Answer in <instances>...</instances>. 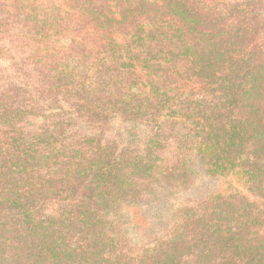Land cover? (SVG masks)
Here are the masks:
<instances>
[{"label":"trees","instance_id":"1","mask_svg":"<svg viewBox=\"0 0 264 264\" xmlns=\"http://www.w3.org/2000/svg\"><path fill=\"white\" fill-rule=\"evenodd\" d=\"M34 2L2 0L0 8L13 10L32 40L43 42L62 34L63 22L56 16L61 11L54 6L42 9ZM76 3L96 33L91 41L95 46L86 52L82 45L85 52H78L80 58L72 65L48 61L52 71L36 78L33 84L38 88H33L51 96L49 106L59 111L64 108L61 102L76 98L77 114L96 131L73 130L75 120L61 119L60 113L43 127L23 130L13 127L26 113L17 101L0 108V124L8 128L0 129L2 262L264 264V47L253 44L257 31L246 24L252 17L245 15L232 25L189 0ZM162 16L174 18L171 31L178 46L172 54L162 48V38L169 39L156 23ZM4 21L0 17V34L2 27L8 28ZM115 34H120L119 40ZM166 54L189 63L213 93V102L204 108L207 125L181 131L177 120V162L169 165L157 163L158 130L131 155L101 144L106 123L115 114H121L127 131L153 126L161 116L149 108L166 106L171 97L156 92L159 98L152 102L144 84L143 90H136L141 81L137 72L145 71L154 93L153 82L167 62ZM87 55L96 61L95 75L84 61ZM129 68L136 78L122 89L133 92L116 93L114 98L109 89L112 77ZM98 83L108 86L100 106L89 109L88 101L79 107L94 96ZM170 123L176 126L174 119ZM196 176L206 180L199 205L185 209L181 226L156 233V220L161 218L154 207L160 200L157 189L186 184ZM242 189L259 201L241 196ZM50 203L56 212L45 215L40 210Z\"/></svg>","mask_w":264,"mask_h":264},{"label":"rangeland","instance_id":"2","mask_svg":"<svg viewBox=\"0 0 264 264\" xmlns=\"http://www.w3.org/2000/svg\"><path fill=\"white\" fill-rule=\"evenodd\" d=\"M77 1L79 0H35L34 4L39 5L42 9L43 7L49 9L54 6L57 10L61 11V13H56V16L60 22H63V33L52 35L50 40L47 41V39H45L43 42L32 40L29 37L30 34L26 30L21 29L22 23L19 22V18L13 10H6L5 7L0 8V17L5 19L3 23H6L8 26L7 29L2 27L3 32L0 34V108L17 101L18 104L21 105L19 108L23 107L20 109L26 111L25 115L18 116L15 126L13 127L23 130L43 127L49 124L53 118H57L55 114L60 113L62 117L59 118L61 119L69 117L72 119V122L75 120L74 124L71 126L73 130L90 129L92 132L96 131L88 126L89 122L84 117L78 115V107L74 105V102L77 101L76 98L71 96L67 102H61L64 108L62 111H59L49 106L52 103L51 96L39 91V89L35 91L33 88V86L38 88L36 84H33L36 78H40L48 69L51 70L52 66L49 64L48 67V61L49 63L50 61H57L72 65L71 63H74V61L76 62L78 58H80L78 52L81 53L84 46L86 52L87 48L90 49L95 46L91 41L96 37V33L92 26L88 24L87 20L83 19V13L80 14L78 11ZM189 1L200 9L203 8L210 13L220 15L227 23L232 25L243 21L245 15H250L252 18L246 19L250 24H246L254 31H257L258 35L253 40V44L259 45L261 48L264 47V0ZM161 19L163 21L159 20L156 22L159 23L158 25L162 26V30L160 31L165 32L167 36L169 34V39L166 40V38H162L165 43L162 44V48L167 50V52H171V54L175 53L177 52L178 38L174 36V32L171 31L175 25L174 18L162 16ZM115 37L119 40L120 34H115ZM156 47L160 48L161 46L156 45ZM171 54H166L167 62L158 72V80L155 79L156 81L153 82L157 89H155L154 93H150L151 89H149L147 81L145 80V71L139 69V72H137L141 81L137 82L136 90H143L144 88L142 85L144 84V86H146L145 91L149 93L152 102H156L159 98L156 92L159 94L165 93L166 97H171L169 104H166V106L161 107L160 105H153L149 108L148 111L158 110L161 116H157L158 119L156 118L153 126H140L135 131H127V123L122 120L121 114H115V116L106 123L101 138V144L105 146H114L117 153L131 155L134 154V152H140L141 149L146 146L145 140H149V135L155 132V130H158L154 139L161 140V148L155 150L157 158L160 159L156 161L163 165H169L177 162V140L175 139L177 135V120L182 128L181 131H184V128L185 130L190 129L195 131L200 125H207L209 123V119L205 118L207 114L204 112V108L208 102H213V93L210 92L212 88L210 89L208 85L199 81L198 77L194 75L189 63L184 60H177L173 58ZM71 57H74V60H72ZM84 61H86V64L92 69L91 71H93L95 75L96 72L93 70L95 65L92 64H96V61H94L93 56L87 55V59L85 58ZM128 70V72L121 71L122 73L117 70L115 75H113L111 82L113 86H110L109 89L112 91L114 98H117L116 93L133 92V90L127 91L126 89H122V85L127 84L133 76L135 77L133 68H129ZM80 71V69L75 70L77 73ZM125 72H127V74ZM90 75L92 74L90 73ZM92 78L93 77L86 80L90 81ZM93 80L97 82L98 79ZM94 86L93 92L95 100L93 98L94 96L88 97L86 101L79 102V107H81L82 104L86 106L88 101L92 102L89 109L100 106L99 103H102L104 100L105 93L108 94V86H106L105 83H98ZM133 88L132 86L131 89ZM96 97H100V102ZM48 101L50 103H48ZM198 102H201L200 106L203 105L201 109V111L204 112L203 117H201L202 112L200 111ZM16 106L18 107V105ZM194 106L197 108L190 109ZM189 112L195 113L191 117ZM172 119L176 121V126L170 123ZM0 129L8 130L6 125L3 124H0ZM205 181L199 180L198 176H196L193 177L192 181L186 184H175L173 186L157 189L155 194H157L160 200L154 207H156L155 210L158 211L157 214H159V218H161L156 220V233H160L162 230H171L174 229L176 225L181 226L183 224L182 217L185 209L199 205L201 193L205 192L203 191L206 185ZM240 194L249 201H259L258 197H255L247 190L242 189ZM149 202L148 200V203ZM150 204L153 206L152 202H150ZM43 205V209L40 210L41 212L45 215L55 214V205L51 203ZM132 237L134 238V235ZM135 249H138V244ZM4 263L5 262H2L0 258V264Z\"/></svg>","mask_w":264,"mask_h":264}]
</instances>
